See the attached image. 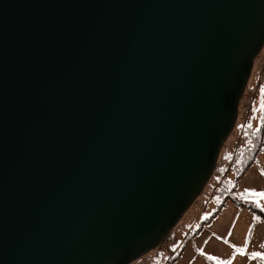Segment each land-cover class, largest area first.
<instances>
[{
    "label": "water",
    "instance_id": "95a60500",
    "mask_svg": "<svg viewBox=\"0 0 264 264\" xmlns=\"http://www.w3.org/2000/svg\"><path fill=\"white\" fill-rule=\"evenodd\" d=\"M264 0H0V264H130L212 178Z\"/></svg>",
    "mask_w": 264,
    "mask_h": 264
},
{
    "label": "rangeland",
    "instance_id": "374dc122",
    "mask_svg": "<svg viewBox=\"0 0 264 264\" xmlns=\"http://www.w3.org/2000/svg\"><path fill=\"white\" fill-rule=\"evenodd\" d=\"M263 117L264 45L254 60L241 97L236 125L221 151L237 140L240 124L248 120L255 126ZM207 185L170 233L154 249L130 264H260L264 260L251 255L264 252L261 214L232 201L219 207L210 200L212 189ZM253 190H264V149L259 153L258 162L239 179L234 189L236 195L252 199L264 209V197H255ZM238 248H243V253Z\"/></svg>",
    "mask_w": 264,
    "mask_h": 264
},
{
    "label": "trees",
    "instance_id": "16d2710c",
    "mask_svg": "<svg viewBox=\"0 0 264 264\" xmlns=\"http://www.w3.org/2000/svg\"><path fill=\"white\" fill-rule=\"evenodd\" d=\"M237 136V140L220 153L214 174L207 185L212 189L210 200L219 207L232 201L237 206L259 212L264 218V209L257 207L255 201L234 193L239 179L258 162L259 153L264 149V117L255 126L248 120L240 124ZM260 264H264V260Z\"/></svg>",
    "mask_w": 264,
    "mask_h": 264
},
{
    "label": "snow or ice",
    "instance_id": "6c2138e0",
    "mask_svg": "<svg viewBox=\"0 0 264 264\" xmlns=\"http://www.w3.org/2000/svg\"><path fill=\"white\" fill-rule=\"evenodd\" d=\"M253 195L255 197H264V190H261V191H255L253 190ZM257 207H259V204H257ZM237 251L243 253L244 249L243 248H238ZM251 255L253 257H260V258H264V252H253L251 253ZM213 259H215V257H212ZM221 264H224V262H221Z\"/></svg>",
    "mask_w": 264,
    "mask_h": 264
}]
</instances>
